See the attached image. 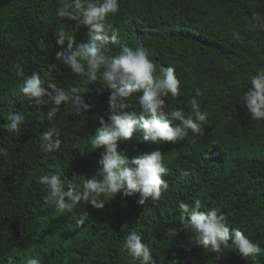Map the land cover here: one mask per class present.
<instances>
[{
	"label": "trees",
	"instance_id": "trees-1",
	"mask_svg": "<svg viewBox=\"0 0 264 264\" xmlns=\"http://www.w3.org/2000/svg\"><path fill=\"white\" fill-rule=\"evenodd\" d=\"M120 11L109 15L106 23L118 31L110 55L120 43L142 40L150 49L157 68L174 66L181 80L179 96L165 98L166 111L173 107L191 112L195 98L201 111L208 113L202 134H189L175 143L145 141L137 132L119 141L129 156L159 149L168 168L169 188L159 201L141 206L139 198L118 193L104 208L85 206L89 215L77 224L79 210L56 211L45 203L47 188L37 177L64 171L69 179L82 180L94 175L102 149L92 151L89 136L99 126V117L109 108L110 89L99 81L72 74L56 59L67 48L56 43L60 27L74 35L77 43L88 42L86 27L77 30L74 22L57 16L59 0H0V264H26L35 257L41 264H137L122 251L127 232L136 230L153 250L156 264H264V255L245 260L225 249L206 252L186 231L169 235L166 230L180 228L177 205L200 198L203 209L215 207L224 212L233 227L259 242L264 249V121H254L241 105L248 77L264 67V0H119ZM131 17L125 24L124 17ZM239 33V38H234ZM24 74L40 73L64 88L76 87L92 107L84 116L73 115L74 108L62 104L49 121L47 107L41 116L20 92ZM204 95L197 97L196 89ZM135 93L124 111L139 115L142 108ZM10 111H19L26 120L21 132L4 129ZM165 119L168 114L165 112ZM55 126L61 133L60 149L43 153L39 147L42 132ZM88 145L81 154L73 144ZM183 170L189 175L180 178ZM171 210V211H170Z\"/></svg>",
	"mask_w": 264,
	"mask_h": 264
},
{
	"label": "clouds",
	"instance_id": "clouds-1",
	"mask_svg": "<svg viewBox=\"0 0 264 264\" xmlns=\"http://www.w3.org/2000/svg\"><path fill=\"white\" fill-rule=\"evenodd\" d=\"M120 11L119 0H59L57 16L74 22L79 30L86 27L88 42L77 43L74 35L63 27L54 33L56 43L67 48L56 53V59L68 67L72 74L110 89L107 97L109 108L104 116L99 117V126L89 136L88 145L92 151L102 149L97 160L98 167L94 175L77 180L81 175L71 179L64 171L57 168L54 172L41 174L37 177L40 185L47 188L45 203L54 205L56 211L79 210L77 224L83 225L88 218L85 206L90 204L95 209L104 208L106 202L115 198L118 193L126 197L139 194L138 205H145L151 200L159 201L162 194L169 188L165 177L168 168L164 156L159 149L138 152L129 156L127 149H121L119 141L128 140L139 132L145 141L153 143L172 142L195 138L202 134V125L208 113L201 111L198 101L190 102L191 112L187 115L182 108L173 107L166 111L165 98L179 96L181 80L174 66H163L159 69L154 62L155 49L147 47L142 40H133L131 44L120 43L118 51L110 55V41L115 43L118 31L111 28L106 20L109 15ZM124 23L130 24L131 17L125 16ZM264 28V24L260 25ZM239 38V33H234ZM16 75L23 78L20 92L28 98L29 105L34 107L41 116L43 107H47V119L51 121L61 110L62 104L74 108L73 115L84 116L92 107L80 94L76 87L64 88L57 83L48 81L46 86L40 73L32 71L24 74L20 63L14 65ZM135 93L142 112L124 111L128 105L125 101ZM204 93L196 89V96ZM241 105L254 121H264V67L258 68L248 77L247 91L240 97ZM165 112L168 119H165ZM26 117L19 111H10L4 129L9 134H19ZM60 131L50 126L42 132L39 147L43 153L58 151L61 146ZM88 145L73 144L81 154L86 152ZM7 151L0 147V156L7 157ZM189 175L183 170L180 178ZM180 215V228L166 230L169 235H176L183 230L195 237L199 246L206 252L216 254V259L225 249L238 253L242 258H257L264 255L259 242L250 239L240 229L233 227L227 215L220 209L209 207L203 209L200 198H193L191 203L180 201L176 206ZM171 211V210H170ZM122 251L126 252L137 264H156L152 248L143 242L142 235L136 231L127 232L122 240ZM7 264H13L8 257ZM26 264H41L35 257H29Z\"/></svg>",
	"mask_w": 264,
	"mask_h": 264
}]
</instances>
